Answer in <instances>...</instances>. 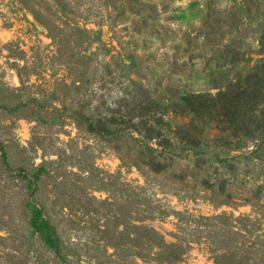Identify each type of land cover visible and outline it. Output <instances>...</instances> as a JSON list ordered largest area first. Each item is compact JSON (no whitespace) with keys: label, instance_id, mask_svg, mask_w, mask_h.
Segmentation results:
<instances>
[{"label":"rangeland","instance_id":"rangeland-1","mask_svg":"<svg viewBox=\"0 0 264 264\" xmlns=\"http://www.w3.org/2000/svg\"><path fill=\"white\" fill-rule=\"evenodd\" d=\"M262 64L264 0H0V264H264V143L195 120L169 153L78 123L149 96L131 121L164 106L169 137V90Z\"/></svg>","mask_w":264,"mask_h":264},{"label":"trees","instance_id":"trees-1","mask_svg":"<svg viewBox=\"0 0 264 264\" xmlns=\"http://www.w3.org/2000/svg\"><path fill=\"white\" fill-rule=\"evenodd\" d=\"M171 102H175L174 107L178 113L183 114L188 122L177 123L173 128L167 129L169 137L162 133L167 127L168 121L164 120V106L156 104L157 118L152 120L141 119L137 123H132L130 112L143 111L149 105V96L136 100L133 107L129 108L124 115V105L117 106L114 111L105 113L104 117L98 120H85L78 122L84 130L91 133H109L110 128H114L116 134H123L124 130L132 127L138 133L144 134V139L153 136L161 139L164 151L170 153L172 142L176 141L178 146L174 149L192 148L199 145L200 138L192 135L198 128H193L195 120H207L217 122L222 126L221 131H231L230 135L235 143L240 144L244 140H259L264 143V64L247 73L242 82L230 84L224 92H219L215 96L210 94H174L170 91ZM148 100V102H147ZM154 102V101H153ZM110 133V134H114ZM224 143H228L227 140ZM152 168L162 166L154 158H149L146 162Z\"/></svg>","mask_w":264,"mask_h":264}]
</instances>
